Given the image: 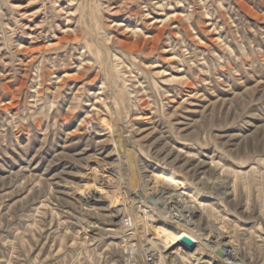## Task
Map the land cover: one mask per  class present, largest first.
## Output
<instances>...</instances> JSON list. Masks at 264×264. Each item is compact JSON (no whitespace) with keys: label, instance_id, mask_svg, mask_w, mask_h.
<instances>
[{"label":"rangeland","instance_id":"obj_1","mask_svg":"<svg viewBox=\"0 0 264 264\" xmlns=\"http://www.w3.org/2000/svg\"><path fill=\"white\" fill-rule=\"evenodd\" d=\"M134 240L264 264V0H0V264Z\"/></svg>","mask_w":264,"mask_h":264},{"label":"built area","instance_id":"obj_2","mask_svg":"<svg viewBox=\"0 0 264 264\" xmlns=\"http://www.w3.org/2000/svg\"><path fill=\"white\" fill-rule=\"evenodd\" d=\"M160 205L159 208H163V205L161 203H157ZM166 210L173 216L174 218L169 217L170 219H173L174 221H179L181 219V216L177 213H174V206H165ZM157 209V211H159ZM168 218V219H169ZM123 224V223H122ZM122 230L126 233L130 229L129 221H124ZM127 230V231H126ZM128 233V232H127ZM125 255L128 256L131 259H137L138 261H135L134 264H162L161 263V253L158 250H153L148 247H142L138 240H134L132 244H128L125 246Z\"/></svg>","mask_w":264,"mask_h":264},{"label":"bare ground","instance_id":"obj_3","mask_svg":"<svg viewBox=\"0 0 264 264\" xmlns=\"http://www.w3.org/2000/svg\"><path fill=\"white\" fill-rule=\"evenodd\" d=\"M128 152H129V155L131 154V152L128 150ZM135 166L133 165V163H131V167H130V172H131V178H129V183H128V187H127V189H129L130 190V194L131 193H137V191H135L134 190V188L137 186V181H136V179H135ZM139 185V188H140V184H138ZM135 186V187H134ZM132 195V194H131ZM173 205H175V204H172V206ZM166 212V211H165ZM163 233H166V231H163ZM148 248H150V247H148ZM151 249V248H150ZM154 249H156L155 247H154ZM153 249V250H154ZM161 263L162 264H165V262H163V261H161Z\"/></svg>","mask_w":264,"mask_h":264},{"label":"water","instance_id":"obj_4","mask_svg":"<svg viewBox=\"0 0 264 264\" xmlns=\"http://www.w3.org/2000/svg\"><path fill=\"white\" fill-rule=\"evenodd\" d=\"M184 242L185 243H189V241L186 239V240H184ZM217 254L219 255V256H221V257H224L225 256V252H223L222 250H218L217 251Z\"/></svg>","mask_w":264,"mask_h":264}]
</instances>
